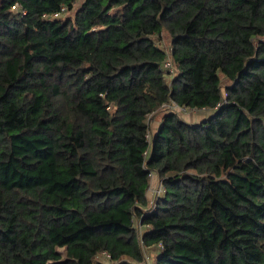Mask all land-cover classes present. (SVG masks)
I'll use <instances>...</instances> for the list:
<instances>
[{
	"label": "trees",
	"instance_id": "1",
	"mask_svg": "<svg viewBox=\"0 0 264 264\" xmlns=\"http://www.w3.org/2000/svg\"><path fill=\"white\" fill-rule=\"evenodd\" d=\"M0 264H264V0H0Z\"/></svg>",
	"mask_w": 264,
	"mask_h": 264
},
{
	"label": "rangeland",
	"instance_id": "2",
	"mask_svg": "<svg viewBox=\"0 0 264 264\" xmlns=\"http://www.w3.org/2000/svg\"><path fill=\"white\" fill-rule=\"evenodd\" d=\"M73 11H71L72 13ZM70 13V12H69ZM70 13V14H71ZM163 45L165 44L166 47H168V38L167 36L163 35ZM171 108H173L184 120L188 121V122H194V121H199L201 119L202 114H204L203 111H199V110H192L190 108H185V107H179L177 105H173L171 106ZM163 111L158 112L154 117H153V122H152V128H155L156 123L159 122L161 120ZM158 179L157 177H155L154 180H152V187H157L158 185ZM150 195H151V199H153V194L152 191L150 190ZM150 255V261L152 260L153 255Z\"/></svg>",
	"mask_w": 264,
	"mask_h": 264
},
{
	"label": "built area",
	"instance_id": "3",
	"mask_svg": "<svg viewBox=\"0 0 264 264\" xmlns=\"http://www.w3.org/2000/svg\"><path fill=\"white\" fill-rule=\"evenodd\" d=\"M66 11H67V7L66 6H62L61 10L57 11L54 15L55 16H60V15H63ZM168 66H170V64ZM150 176H151L150 190L152 191L153 197L155 198V195H157V194L159 195V194L164 192V186L162 184L158 183L157 187L156 186L152 187V180L155 179L156 175L154 173H151Z\"/></svg>",
	"mask_w": 264,
	"mask_h": 264
},
{
	"label": "crops",
	"instance_id": "4",
	"mask_svg": "<svg viewBox=\"0 0 264 264\" xmlns=\"http://www.w3.org/2000/svg\"><path fill=\"white\" fill-rule=\"evenodd\" d=\"M203 115V114H202ZM203 117L201 116V119H202Z\"/></svg>",
	"mask_w": 264,
	"mask_h": 264
},
{
	"label": "water",
	"instance_id": "5",
	"mask_svg": "<svg viewBox=\"0 0 264 264\" xmlns=\"http://www.w3.org/2000/svg\"><path fill=\"white\" fill-rule=\"evenodd\" d=\"M149 195H150V193H149ZM150 197H151V195H150Z\"/></svg>",
	"mask_w": 264,
	"mask_h": 264
}]
</instances>
